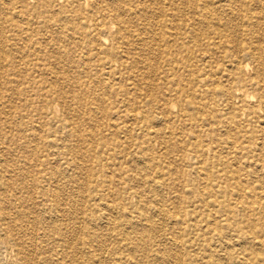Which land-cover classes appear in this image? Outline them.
Listing matches in <instances>:
<instances>
[{
  "label": "rangeland",
  "instance_id": "1",
  "mask_svg": "<svg viewBox=\"0 0 264 264\" xmlns=\"http://www.w3.org/2000/svg\"><path fill=\"white\" fill-rule=\"evenodd\" d=\"M231 4L0 0V264H264V120L234 88L264 99V0ZM102 16L124 45L85 38Z\"/></svg>",
  "mask_w": 264,
  "mask_h": 264
},
{
  "label": "bare ground",
  "instance_id": "2",
  "mask_svg": "<svg viewBox=\"0 0 264 264\" xmlns=\"http://www.w3.org/2000/svg\"><path fill=\"white\" fill-rule=\"evenodd\" d=\"M54 1H56V0H54ZM66 1H67V5H68V4H72L74 0H66ZM76 1L77 2H80L82 0H76ZM179 1H181V4L182 5L187 6V7H184L183 8V12L182 13H184L185 17H187V18H189L191 20H195L198 17H205L206 14L203 11L205 10L206 7H211L214 12L220 13V15H225V16H228V15L231 16L230 14L234 11V6H233V4H231V0H204V1H201V0H179ZM198 10H200V12ZM137 13H139V11H137ZM215 16H217V15L212 16V18H215V19L218 18V17H215ZM15 18H21V17L19 15H16ZM111 25H117V26H119L113 20H108L107 17H105V16H102L99 19V21L98 20H95V19H91L89 21H85V23L83 24V29L84 30H87L89 33H92L94 35V36H88V37H85V38H87V39L96 38L95 40L97 42V39H99V37H104L105 39H109V41L112 43L111 46H114L116 48H119L123 44V41L121 39V37H122L121 26L119 27V30H118L117 34L112 36L111 32L109 31V27H111ZM10 26L13 27V23H11ZM170 26H172V27H170ZM158 28H159V31H160V35H159V36H161L160 38H164L163 37L164 36L163 35V30H167L168 28L171 29V30H174V31L178 32L179 37L180 36H183L184 35V32H185V29H182V27L177 26L176 24L175 25H172L171 22H169V23H161V24H159ZM18 32H19L20 36L16 39V42L17 43L12 45L15 48H18V46H19L20 43H26L28 41H31L34 38L33 37V33L35 32V30L32 28L31 25H29V26H26L25 28L19 29ZM171 38H172V36H170L168 34V37L165 40H163V43L164 44L168 43L169 41H171ZM119 39H121V40L119 41ZM133 40L136 41V42H140L141 41V38L139 39V36H136V37L133 38ZM36 41L38 42L40 40L39 39H36ZM105 43H107V42H105ZM217 45L220 46V47H226V46H228V44L226 42H222V40ZM87 49L88 48H82L81 51L87 50ZM104 53H106L105 56L108 57L109 59L111 57V59L113 58L114 60H117V58H116L117 56L112 55V51L111 50L105 51ZM247 55L249 56V54H247ZM87 56L89 58H91L92 60H95V58H94V56L92 54H88ZM89 58H88V60H90ZM102 62H103L102 66L103 67H106V68H108L107 67L108 63H112L111 60H106V59L103 60ZM116 62H118V61H116ZM232 63H234V62H232ZM246 63H248V62H246ZM113 66H114V64H113ZM119 66L121 67V64H119ZM237 67H238V71L240 72L242 70V68H240V66H237ZM255 85H256V83H254L252 81H246V82L242 83L241 86H235L234 87L237 91H239V93H238V99L240 100V104H241V107H239L237 110H238V112L240 110L242 111V109H244V108L247 110V112H246V116L248 118L247 124L248 123H252L253 124L255 122L260 123L259 122L260 119L264 120V99L261 98V100H259V102L256 105H252V106L251 105H245V103H244L245 102V99H243V98L245 97L246 93L244 92V90L242 88L244 86L254 87ZM205 87H206V85L203 88H205ZM203 94H201V95H203ZM223 94H224V92H223ZM261 124H263V123H261ZM244 142L248 145L246 149L251 154H253V157L255 159V160H253L251 162H253L254 164H256L257 165L256 167L260 171L264 172V163L263 164L262 163H259V164L257 163L260 160H264L263 145H259V142H257L256 139H254L253 137L244 138ZM233 149L235 150V152H237V150H239L237 147L236 148L233 147ZM228 173L229 172H227V176H228ZM235 174L236 173L233 172V173H231L230 176L231 177L238 178ZM230 176H228V177H230ZM248 176H250V174ZM245 177H247V176H245ZM245 189H248V188H245ZM242 194L240 195V193H239L237 195L238 196V199H241L242 200V197H241ZM256 199H258V198H256ZM233 205H235V204H233ZM242 240H244L243 237L239 238V241H242ZM244 255L245 254H242L243 257H239V258L233 257V255H232L231 257L228 258L230 264H259L260 263V261H259V259L257 257H255L254 259H249V258H247Z\"/></svg>",
  "mask_w": 264,
  "mask_h": 264
}]
</instances>
